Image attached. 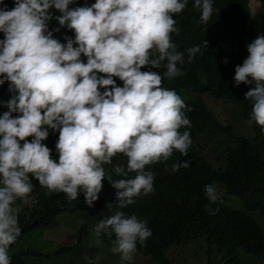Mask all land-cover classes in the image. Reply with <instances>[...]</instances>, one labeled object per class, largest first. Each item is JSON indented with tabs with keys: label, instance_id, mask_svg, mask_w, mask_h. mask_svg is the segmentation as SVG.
<instances>
[{
	"label": "clouds",
	"instance_id": "1",
	"mask_svg": "<svg viewBox=\"0 0 264 264\" xmlns=\"http://www.w3.org/2000/svg\"><path fill=\"white\" fill-rule=\"evenodd\" d=\"M244 1L247 23L255 19L258 28L262 4L250 0L260 6L256 14L249 0ZM229 5L223 0H0V85L7 81L13 93L0 102L8 109L0 116V264H12L9 249L21 234L14 205L27 201L31 178L48 194L63 193L69 201L83 193L90 207L104 181L118 210L94 227L96 219L91 221L87 231L95 239L85 242V252L95 255L107 248L119 264L146 256L142 246L152 231L131 207L154 194L152 165H163L174 151L188 154L190 133L180 131L192 127L185 98L200 99L206 108L202 94L226 101L207 91L185 88L178 95L162 86L164 78L185 75L184 55L176 50L172 34L179 35L177 27L195 26L219 35ZM250 28L254 40L247 45V58L235 68L234 86H251L244 96L251 104L246 123L264 134V33ZM199 51V46L188 49L189 63ZM47 129L59 132L58 159L42 143ZM121 156L125 164L118 163ZM189 166L184 160L171 171ZM217 188L223 190L216 184L204 186L205 210L211 215L219 211L212 205L222 202ZM70 222L71 235L61 237L59 245L64 250L76 243L81 220ZM54 224L53 219L39 232ZM102 235L111 244L101 242Z\"/></svg>",
	"mask_w": 264,
	"mask_h": 264
},
{
	"label": "trees",
	"instance_id": "2",
	"mask_svg": "<svg viewBox=\"0 0 264 264\" xmlns=\"http://www.w3.org/2000/svg\"><path fill=\"white\" fill-rule=\"evenodd\" d=\"M223 1L230 3V13L221 21L225 30L219 35H207L195 26L177 27L179 35L173 33L172 40L177 46L176 50L184 55L182 70L185 75L172 80L164 78L162 86L175 90L178 95L179 91L188 88L196 92L207 91L228 101H237L240 118L248 120L251 104L244 96L251 86L243 83L234 86V75L235 68L242 65L248 56L247 45L254 40L250 26L252 25L253 31L257 28L255 19L251 21V25L247 23L246 1ZM259 1L264 8V0ZM204 41H207V46ZM197 46L200 51L189 63L188 49ZM159 70L162 75L166 71L163 67ZM12 95L9 83L5 81L0 85V102L9 100ZM185 99V104L191 108V111L185 109V115L191 121L192 127L181 128L180 131L187 130L190 133L192 145L188 154L181 156L179 152L174 151L168 161L161 162L163 165H152L155 192L151 197L138 201L131 207L147 219V226L152 231L151 237L142 246V252L152 264H184L170 262L168 249H177L192 242L198 247L200 242H204L208 248L215 246L217 252L219 249H227V253H232L235 248H239L256 260L247 259L242 263L239 256L232 254L224 264H264V232L250 214L252 211H258L264 217V134H261L259 127L253 125V136L235 135L228 123H220L212 117L211 111L200 99ZM6 111L8 109L0 103V116ZM12 115L15 117L18 114ZM47 130L48 138L42 143L51 149L52 158L58 159L55 145L59 132ZM214 130L224 131L231 145L220 146L219 150L204 151V155L200 153L201 144L205 138H210ZM27 139L30 142L32 138ZM184 160L189 162L188 168L171 171L174 163ZM117 161L125 164L126 158L121 156ZM112 174L114 175V172ZM31 179L32 193L27 201L20 200L21 206L15 207L21 234L9 249L12 264H28L25 258L35 253L23 244V237L32 230L39 231L48 226L58 214L76 213V217L81 218L75 243L79 245L95 239L92 234L88 235L87 231L93 219H96V222L92 227L100 219L107 218L118 210L111 203L104 181L98 199L90 207L85 202L83 193H80L77 200L69 201L63 193L48 194L37 180ZM208 184H216L225 190V193L238 197L243 209L249 213L229 209L217 202L212 208L218 207L219 211L215 215L209 214L205 210L208 201L204 196V186ZM109 205L112 206L111 210L108 209ZM100 239L101 242L111 244L110 238L106 236L102 235ZM60 246L58 252L64 250ZM204 247L205 245L202 248L203 254L211 257V252ZM58 252L36 253L45 258H53ZM32 260L33 264H36L33 258ZM205 262L210 263V260Z\"/></svg>",
	"mask_w": 264,
	"mask_h": 264
},
{
	"label": "rangeland",
	"instance_id": "3",
	"mask_svg": "<svg viewBox=\"0 0 264 264\" xmlns=\"http://www.w3.org/2000/svg\"><path fill=\"white\" fill-rule=\"evenodd\" d=\"M254 3V4H253ZM248 5L251 13L256 11V14L260 12V6L257 2L248 1ZM256 21L257 31L259 33H264V10L258 15ZM263 22V25H262ZM200 97L204 100L206 106L211 110L215 118L221 123H229L232 127V132L235 135H242L244 137L253 136V126L249 127L246 123L247 120H243L239 116V103L237 101H216L211 99L207 95H200ZM224 100V99H223ZM228 101V102H227ZM212 136L209 142H205L202 144V150L204 151H212L219 150L220 146L224 147L227 145H231V142L225 137L223 132H212ZM107 166V165H104ZM217 191L222 193L221 195V203L229 209L239 210L245 213H249L243 209L241 200L231 194L225 193L223 190ZM21 206L20 200H17L14 207ZM253 219L257 222V224L262 228L264 232V217L260 215L258 211L250 212ZM76 213H63L58 214L53 228L50 230L49 228L43 229L41 232L38 229L32 230L23 237L22 242L31 249L35 254L28 256L25 258V261L28 264H33V260L36 264H87L86 257L93 261V264H119L115 260V256L110 254L107 248L100 249L95 255L88 254L85 252V242L79 244L81 248L80 251H76L77 245H72L70 248L58 252V246L63 245L61 237L71 235V228L69 225L72 224L70 222L71 219L76 218ZM81 218L78 217V220ZM70 222V224H68ZM205 245L206 250L211 252V257L207 254H203L202 248ZM212 246V247H211ZM209 248L206 246L204 242H200L198 247L194 244V242L190 244H186L185 246L174 249L173 247L168 249L169 261L170 262H180L184 264H224V261L229 258L232 254H236L240 257V261L244 263L247 259L256 261L252 256L244 254L239 248H235L232 253H227V249H219L216 251V247L211 245ZM44 247V248H43ZM204 247V249H205ZM57 251L53 258H45L41 256L39 253H47ZM209 257V258H208ZM135 260L138 264H152V262L144 255H136ZM205 260H210V263H206ZM136 262H132V264H137Z\"/></svg>",
	"mask_w": 264,
	"mask_h": 264
}]
</instances>
